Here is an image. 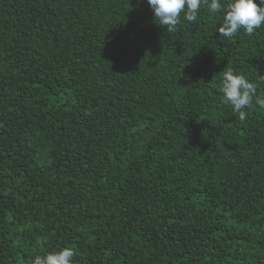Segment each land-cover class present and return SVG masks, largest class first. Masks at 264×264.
<instances>
[{
    "label": "trees",
    "instance_id": "16d2710c",
    "mask_svg": "<svg viewBox=\"0 0 264 264\" xmlns=\"http://www.w3.org/2000/svg\"><path fill=\"white\" fill-rule=\"evenodd\" d=\"M231 0H222L227 7ZM259 2V0H257ZM146 0H0V264H264V25L167 31Z\"/></svg>",
    "mask_w": 264,
    "mask_h": 264
},
{
    "label": "clouds",
    "instance_id": "9594fccd",
    "mask_svg": "<svg viewBox=\"0 0 264 264\" xmlns=\"http://www.w3.org/2000/svg\"><path fill=\"white\" fill-rule=\"evenodd\" d=\"M153 11L155 21L160 26L173 30L180 22L181 13L189 22L197 20V14L202 3H207L210 13H222L223 23L218 33L225 39L231 40L243 29L248 35L264 25V0H231L225 6L222 0H146ZM223 99L229 103L241 120L246 118L245 108L252 105L255 98L259 107L264 108V97L257 96V85L242 74L228 69L222 74L221 88ZM75 253L70 247L59 251L36 256L33 264H73Z\"/></svg>",
    "mask_w": 264,
    "mask_h": 264
}]
</instances>
